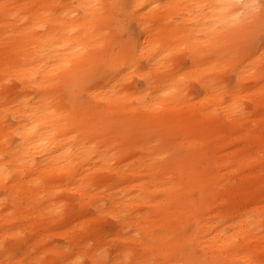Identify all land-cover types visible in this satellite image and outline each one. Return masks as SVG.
<instances>
[{"label":"bare ground","instance_id":"6f19581e","mask_svg":"<svg viewBox=\"0 0 264 264\" xmlns=\"http://www.w3.org/2000/svg\"><path fill=\"white\" fill-rule=\"evenodd\" d=\"M257 1L0 0V264H264Z\"/></svg>","mask_w":264,"mask_h":264},{"label":"rangeland","instance_id":"374dc122","mask_svg":"<svg viewBox=\"0 0 264 264\" xmlns=\"http://www.w3.org/2000/svg\"><path fill=\"white\" fill-rule=\"evenodd\" d=\"M257 3L261 5V4H264V1L258 0ZM121 35H122L123 38H126V33L125 32L123 34H121ZM183 64H184V66H187L189 64V61L187 59H185ZM133 79L136 82L137 86H140L142 84L141 80L138 77H134ZM199 89L200 88H199L198 85H196V84L193 85V88H192L193 91H199ZM71 206L76 207L77 206L76 202L72 201ZM101 226H102L103 230L110 231V230H112L114 228V222H113V220L110 217H106L105 221L102 222ZM49 242L51 244H55V245L56 244H62L64 242V239L59 237V236H53V237L50 238ZM191 244H192V247L195 248L196 254L199 255V256L202 255V252L198 248L195 247L194 243H191ZM144 256H145V254H141L140 255V254L136 253L133 256V258L130 260V262H134L136 257H139V259L137 260V261H139ZM54 264H61V263H60V261H57ZM84 264H87V263L85 262Z\"/></svg>","mask_w":264,"mask_h":264}]
</instances>
